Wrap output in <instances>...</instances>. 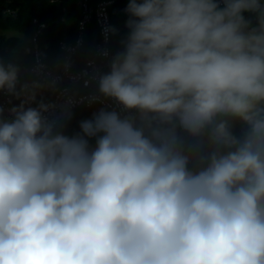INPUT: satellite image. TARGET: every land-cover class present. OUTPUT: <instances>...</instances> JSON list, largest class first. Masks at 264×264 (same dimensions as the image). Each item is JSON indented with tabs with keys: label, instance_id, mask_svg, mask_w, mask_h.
I'll use <instances>...</instances> for the list:
<instances>
[{
	"label": "clouds",
	"instance_id": "obj_1",
	"mask_svg": "<svg viewBox=\"0 0 264 264\" xmlns=\"http://www.w3.org/2000/svg\"><path fill=\"white\" fill-rule=\"evenodd\" d=\"M124 11L92 100L127 115L101 107L66 135L56 105L26 107L45 83L0 59L20 100L11 120L0 107V264H264V0Z\"/></svg>",
	"mask_w": 264,
	"mask_h": 264
},
{
	"label": "built area",
	"instance_id": "obj_2",
	"mask_svg": "<svg viewBox=\"0 0 264 264\" xmlns=\"http://www.w3.org/2000/svg\"><path fill=\"white\" fill-rule=\"evenodd\" d=\"M55 1L60 2L62 0ZM114 3L115 0H101L96 5H92L89 0H82V17L78 22L77 35L73 39H61L59 41V47L65 51V55L55 63H50L43 58L39 44V37L47 22L38 17L33 18L34 30L30 37L33 46V60L29 67V78H21V81L40 80L45 83V87L38 92L36 102L26 105V107H37L41 101L56 105L45 115L49 119H57V127H60L66 135L72 136L81 132V129L70 119L72 112L78 108L100 105L110 110L115 109L122 115L128 114L123 112L121 106L112 99L101 96L99 101L92 100L93 95H99L94 77L108 72L112 56L123 50L112 45V32L106 31L113 28L110 7ZM11 12H14L11 8L5 10V13ZM92 19H95L98 24L100 38L95 45L93 55L79 64L75 56L84 42L86 25ZM105 51L109 53L107 57L103 55ZM66 63L70 65L67 69L64 67ZM85 81L90 82V86L87 88L84 87ZM70 99L73 101L72 104L67 103ZM19 103L20 100L15 97L0 93V107L4 109L3 118L11 120L12 116L9 109ZM89 143L92 147L95 146L91 140Z\"/></svg>",
	"mask_w": 264,
	"mask_h": 264
},
{
	"label": "trees",
	"instance_id": "obj_3",
	"mask_svg": "<svg viewBox=\"0 0 264 264\" xmlns=\"http://www.w3.org/2000/svg\"><path fill=\"white\" fill-rule=\"evenodd\" d=\"M99 1L101 0H89L92 5H96ZM127 4L128 0H115V3L110 7L113 28L117 30L115 34L112 33L111 43L114 47L120 49H123L121 42L127 37L129 31L125 26L128 15L124 9ZM7 8L13 9L14 12L5 13ZM243 15L246 19H253L255 24L253 14L245 12ZM34 17L47 22L39 37V44L43 58L50 63H55L65 55V51L59 47V41L61 39L70 40L77 35L78 22L82 17V0H62L60 2H50V0H0V59L5 62L17 61L21 67V78L23 79L29 78V67L33 60V46L30 37L34 30ZM62 17H64V20H62ZM20 35H22V38L19 37ZM99 38L98 24L95 19H92L86 25L84 42L75 56L79 64L93 55ZM101 107L103 106L92 105L87 108H78L72 112L71 122L79 127L81 121L91 119L93 113ZM245 130V126L237 124L233 132L240 137ZM180 134L191 142L186 133L181 131ZM89 140L96 142V138H90Z\"/></svg>",
	"mask_w": 264,
	"mask_h": 264
},
{
	"label": "rangeland",
	"instance_id": "obj_4",
	"mask_svg": "<svg viewBox=\"0 0 264 264\" xmlns=\"http://www.w3.org/2000/svg\"><path fill=\"white\" fill-rule=\"evenodd\" d=\"M57 130L62 131V129L60 127H57Z\"/></svg>",
	"mask_w": 264,
	"mask_h": 264
}]
</instances>
